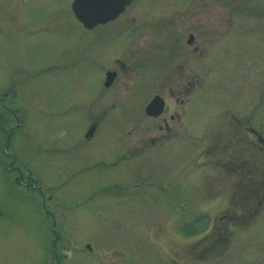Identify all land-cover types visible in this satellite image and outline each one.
Listing matches in <instances>:
<instances>
[{"label":"rangeland","instance_id":"1","mask_svg":"<svg viewBox=\"0 0 264 264\" xmlns=\"http://www.w3.org/2000/svg\"><path fill=\"white\" fill-rule=\"evenodd\" d=\"M72 1L0 35V264H264V153L234 135L264 140V0H134L93 30Z\"/></svg>","mask_w":264,"mask_h":264},{"label":"flooded vegetation","instance_id":"2","mask_svg":"<svg viewBox=\"0 0 264 264\" xmlns=\"http://www.w3.org/2000/svg\"><path fill=\"white\" fill-rule=\"evenodd\" d=\"M42 0H16V5H15V14H10L9 13V10H8V4L6 6V8L4 9V4L6 2H11V0H3L2 1V11L0 13V35L2 37V40H3V44L2 46L4 47L5 44H10L14 41H11V40H16L15 38L13 37H16V36H19L20 34L22 36L24 35H31L33 32L34 34H41L42 31L44 30V32L46 33L47 31H50L51 30V25L49 26V23L53 20V15H51L49 17V22H45V23H42L40 22L41 20L38 19L37 17H35V10L38 8L40 2ZM134 2V0L131 2V4ZM130 4V5H131ZM129 5V6H130ZM128 6V8H129ZM26 8H31L33 11L30 12V13H26ZM127 8V9H128ZM126 9V10H127ZM125 10V11H126ZM124 13V12H123ZM122 13V14H123ZM126 13V12H125ZM124 13V14H125ZM121 14V16H122ZM16 15V17H15ZM221 19V18H220ZM77 20V19H76ZM118 18H116L114 21H111V22H108L106 24H103V25H98L96 26L95 28L97 27H103V26H106L108 24H111V23H114L115 21H117ZM134 21V20H133ZM221 21V20H220ZM219 22V21H218ZM218 22L214 23V27H217V24ZM44 24V26L42 27V25ZM51 24V23H50ZM200 26L201 23L200 22H195V23H191L190 24V28L189 29H193V30H201L200 29ZM83 27V26H82ZM188 26H186L187 28ZM84 28V27H83ZM93 28V29H95ZM85 29V28H84ZM91 29V30H93ZM87 30V29H86ZM137 31V30H136ZM163 39V38H161ZM167 39V38H166ZM193 37L191 35H189L188 37V41H187V44H191L193 42ZM11 41V42H10ZM175 43V48L178 49V45L176 44V41H173ZM166 48V47H165ZM1 55L4 57V53H1ZM41 65H36V68L37 67H40ZM5 64H4V60H0V100L1 101H4V99L7 97V94H8V91L5 90L6 88V81L8 83V71L6 73L3 72V69H4ZM108 72H111V71H106V73ZM116 74L115 71H112ZM132 72V71H131ZM106 76V74H105ZM117 74L115 75V78H116ZM106 78V77H105ZM115 80V79H114ZM113 80V82H114ZM113 84V83H112ZM103 86H104V83H103ZM105 87V86H104ZM105 88H109V87H105ZM158 96V95H156ZM155 96V97H156ZM160 97V96H159ZM154 98V97H153ZM153 98L148 102V104L153 100ZM161 98V97H160ZM162 99V98H161ZM163 100V99H162ZM164 101V100H163ZM147 104V105H148ZM147 107V106H146ZM168 107L166 106L165 104V101H164V111L161 113L165 114L168 112ZM146 110V108H145ZM146 114V113H145ZM160 115V116H161ZM147 116V115H146ZM159 116V117H160ZM149 117V116H147ZM159 117H156V118H159ZM150 118H155V117H150ZM171 121H173V118L170 119ZM240 122V121H239ZM243 126L242 127H238L237 130L235 131L236 134L234 135H240L241 133H243L244 135V139H245V133L246 135L249 137L250 135L251 136H254V138H256L257 142H258V148L262 150V152L264 153V140L262 138H260V136L257 134V132L252 128L250 129V126L247 127V126H244V122L241 123ZM161 127V126H160ZM93 130V134L92 136L94 135V132L96 130V125L93 123L91 124L90 126V129L88 130L87 132V137H92V136H88V133L90 131ZM160 130H163L164 133H169L171 130H173L168 124L166 121H164V126L160 128ZM174 133H177V132H174ZM171 137H175V136H178V135H170ZM86 137V138H87ZM154 139V138H153ZM170 139V138H168ZM155 140V139H154ZM246 141V139H245ZM222 152H226L225 149H222L221 150ZM133 153V152H132ZM230 156H231V159L233 161L237 160L235 157H239L240 156V151L239 149L236 151H233V152H230L228 153ZM232 161L228 162V163H231ZM239 164L241 163H238L236 164L235 166H239ZM243 167L242 169H238L241 174H247L249 173V170H246V166L244 164H242ZM229 168H232V167H229ZM254 177V176H253ZM248 182H251L252 180L251 179H248L247 180ZM16 182L18 184H20L21 186H23L24 188H27L28 186H32V183H30L29 181L27 182H24L22 177L19 179L16 180ZM260 184L259 185H262L264 183V178H262L261 180H259ZM37 185H34L33 188H37ZM259 185L257 186V188L259 187ZM263 187V185L261 186ZM260 191V189H259ZM258 192V191H257ZM49 200H52V198L49 196Z\"/></svg>","mask_w":264,"mask_h":264},{"label":"water","instance_id":"3","mask_svg":"<svg viewBox=\"0 0 264 264\" xmlns=\"http://www.w3.org/2000/svg\"><path fill=\"white\" fill-rule=\"evenodd\" d=\"M133 0H73L71 10L75 18L87 30L118 18ZM114 72L106 73L105 87H110L115 79ZM164 109V101L156 96L147 105L145 113L149 117H159ZM93 130L88 133L92 136Z\"/></svg>","mask_w":264,"mask_h":264},{"label":"trees","instance_id":"4","mask_svg":"<svg viewBox=\"0 0 264 264\" xmlns=\"http://www.w3.org/2000/svg\"><path fill=\"white\" fill-rule=\"evenodd\" d=\"M262 185L264 186V183Z\"/></svg>","mask_w":264,"mask_h":264}]
</instances>
